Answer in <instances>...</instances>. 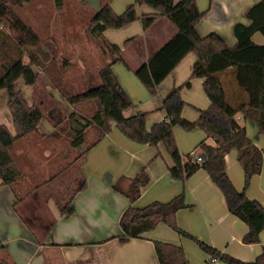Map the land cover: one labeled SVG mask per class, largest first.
Masks as SVG:
<instances>
[{
    "label": "crops",
    "instance_id": "crops-1",
    "mask_svg": "<svg viewBox=\"0 0 264 264\" xmlns=\"http://www.w3.org/2000/svg\"><path fill=\"white\" fill-rule=\"evenodd\" d=\"M0 1H5L0 7V29L7 33L15 47H20L23 62H32V68L37 73L33 85H26L24 79L19 77L15 86L22 92L26 103L36 105L43 115L37 131L28 133L7 147L23 177H27L29 183L32 180L35 182L23 195L18 193L16 185L0 184V258L15 264H159L153 240H160L181 246L187 264H212L209 255L197 248L193 241L168 230L161 223L143 233L142 237H131L126 241L118 239L121 232L119 219L129 200L120 196L114 185L117 183L127 187L132 177L144 167L149 181L141 186L140 195L133 205L142 207L152 201H168L178 195L184 186L187 207L176 213L177 224L182 230L243 261L254 260L264 250V228L259 234V242L244 243L242 236L248 226L229 212L221 190L204 169L195 171L185 184L175 181L168 171L172 161L163 143H158L156 149L148 144L131 142L113 128L111 121H92V116L100 109L98 99V106L87 100L77 105L70 104L71 109H59L55 92L67 99V96L84 91L69 94L60 84L70 78L61 75L67 63L63 53L67 55V52H71L70 64L78 65L81 61L92 65L94 59L89 54L87 38L80 41L79 36L85 35V29L91 27L90 20L101 5L108 2L113 11L119 14L134 4L138 16L154 12L153 7L135 3V0ZM258 1L196 0L198 9L205 14L196 23L195 29L200 36L214 32L233 48L237 42L233 33L234 24L240 22L249 25L245 11ZM176 32L167 17L159 16L147 29H143L141 20L137 19L121 28H107L101 35L91 36L98 50L105 51V62H110L113 54L104 47V43L116 44L121 49L123 64L134 71ZM251 39L256 44L264 45V36L259 32L253 33ZM195 60L192 52L185 55L159 84L155 94L147 93L132 76L121 74L116 77L113 65V75L125 91L132 94L126 87V84H130L132 92L136 89L139 93V107L125 109L123 114L130 116L141 111L146 113V119L150 115L152 124L162 120V99L173 87L181 86L190 77ZM219 77L229 104L236 106L246 102V93L237 83L234 67L221 71ZM100 82L101 78L95 80L94 85ZM25 90L30 92L28 99L25 98ZM180 96L186 103L181 115L190 121H195L199 110L210 105L203 90V78L200 77L192 78L188 87H182ZM8 100V91L0 89V124L16 134ZM73 114L84 121L77 119V123L85 127L80 129L82 133L76 144L73 143L76 135L72 136L74 129L76 132L79 129L75 127L76 117L73 120ZM236 120L245 128L251 142L263 151L261 171L252 175L244 189V172L234 148L225 154V171L237 190L244 189L248 198L258 200L264 208V133L259 131L256 121L243 117L241 113H237ZM68 121L73 122L66 126ZM88 128L96 133H91L82 151L80 145L85 141V130ZM173 130L182 156H186L192 148L197 149L201 141L210 145L215 143L199 127L190 132H182L176 126ZM66 133L72 134L70 139ZM157 150L159 157L152 159ZM55 156L63 165L61 169L55 174H47L44 180L37 178L36 172ZM72 167H75V172L67 190H57L54 186L59 176L68 174ZM26 172L29 174L25 175ZM81 180H85L87 185L73 194V213L65 216L59 207ZM32 195L35 197L30 198ZM217 264H220L219 260Z\"/></svg>",
    "mask_w": 264,
    "mask_h": 264
},
{
    "label": "trees",
    "instance_id": "trees-1",
    "mask_svg": "<svg viewBox=\"0 0 264 264\" xmlns=\"http://www.w3.org/2000/svg\"><path fill=\"white\" fill-rule=\"evenodd\" d=\"M5 1H0V7ZM138 4H147L154 12L137 15L134 4L129 5L122 13H116L108 2H104L90 20L91 34L101 35L107 28L118 29L128 23L140 19L143 29H147L159 16H165L174 25L177 32L145 63L134 70L139 81L151 94L157 92L159 84L173 70L179 61L188 53L196 56L190 77L181 85L173 87L162 99L160 110L164 118L146 128V113L137 111L125 116L123 111L131 106L127 94L115 79L111 65L124 63L121 49L116 44L104 43V47L112 54L110 62L99 70L101 82L84 91L67 96L63 88H59L70 104L91 99H98L100 109L92 116L95 122L113 121L118 130L130 140L157 147L163 143L172 165L168 166L170 176L182 183L198 169H204L211 180L221 190L227 208L231 214L243 221L247 232L242 236L244 243L259 242V234L264 228V208L255 199L246 196L244 189L249 185L252 175L261 171L263 151L247 137L245 128L236 120L237 113L257 122L259 131L264 133V45L256 44L251 36L259 32L264 36V0H259L245 11L250 20L249 25L237 22L233 26L236 45L231 48L216 33L200 36L196 23L205 14L198 9L196 0H135ZM10 37L0 29V89L9 93L8 107L11 112L16 134L0 124V184L13 186L21 173L11 158L7 147L15 140L37 131L42 112L36 105H28L22 92L16 88L15 81L22 77L26 85H33L37 73L32 62H23V51L13 45ZM229 67L235 68L236 80L247 96L246 102L233 106L227 101V95L219 73ZM194 77L203 78V90L210 105L199 110L195 121L182 117L181 110L185 102L180 96L182 87H188ZM88 122L86 121L85 125ZM180 126L186 130L199 127L207 137L214 140V145L201 141L197 151L203 157L202 162L193 160L189 154L182 156L173 137V127ZM79 134L73 143L79 141ZM232 148L237 150V160L244 172V189L235 188L225 171V154ZM157 150L155 157L159 156ZM149 181L145 167L132 177L127 187L117 183L114 189L129 200V205L119 219L120 241L131 237H142L146 231L163 222L183 236L193 239L200 248L219 260L220 264H264V250L254 260L243 261L212 247L194 235L182 230L176 223V213L187 207L185 193L182 190L168 201H152L145 206L136 207L133 202L140 195L141 186ZM85 180H81L70 197L60 205V212L65 216L73 213L71 205L73 194L85 188ZM159 264H187L181 246L153 240ZM0 264H15L0 258Z\"/></svg>",
    "mask_w": 264,
    "mask_h": 264
},
{
    "label": "rangeland",
    "instance_id": "rangeland-1",
    "mask_svg": "<svg viewBox=\"0 0 264 264\" xmlns=\"http://www.w3.org/2000/svg\"><path fill=\"white\" fill-rule=\"evenodd\" d=\"M91 25V24H90ZM90 29L91 28H89V27H87L86 29H85V35H80L79 37H80V41H82V39L84 38V39H86L87 38V41H88V43H87V46L90 48L89 49V54H91V56H92V59H94L93 61H91L92 62V65L91 66H89V63H88V65H87V63H82L81 61H79V64L78 65H76V64H70L69 63V60L71 59V52H67V55H65V53H63V55L64 56H66V57H63V58H65V60H66V64H64V70L62 71V74L61 75H63V76H65L67 79L69 78V80H64L63 82H64V84L63 83H60V84H62L63 86H64V90H66L69 94H73V93H76V92H79V91H82V90H85V89H87L88 87H90V86H93L94 85V81L95 80H100V77H99V74H98V70H99V68L101 67V66H103V65H105L109 60H107V62H105L104 61V59H106V56H104L103 54H105V51L104 52H102V51H99L98 50V47L96 46V42H95V40L92 38V36L91 35H93V34H91V31H90ZM93 36H96V35H93ZM108 50V49H107ZM109 51V50H108ZM110 52V51H109ZM109 56H111V55H109ZM88 61V60H87ZM75 62V61H74ZM113 65H115V67H114V73H115V76L117 77V76H120L121 74L122 75H124V76H132V78L137 82V83H139V84H141V86H143L142 88L147 92V93H150L149 92V90L139 81V79L136 77V75L134 74V71L133 70H131V69H129V68H127L123 63H121V62H116V63H114V64H112L111 65V70H112V73H113ZM75 66V67H74ZM74 73V74H73ZM73 74V75H72ZM70 75H72V76H70ZM67 76H69V77H67ZM66 78H64V79H66ZM59 79V78H58ZM62 82V81H61ZM67 82H69V84H66ZM59 84V83H58ZM120 84V83H119ZM75 85V86H74ZM121 85V84H120ZM127 86V89H129V91H130V93H132L131 95L129 94V93H127L126 91H125V89L122 87V85H121V87L123 88V90L125 91V93L127 94V96H128V98L130 99V101H131V106L130 107H128L127 109H136L137 107H139V93L137 92V90L136 89H134V91L132 92V88H131V85L130 84H126ZM27 93V94H26ZM26 94V96H25V98L26 99H28L29 98V94H30V92H28V90H25L24 91V95ZM55 99L57 100V102L59 103V106H60V110H62V109H64V110H67L68 108L69 109H71V105H70V103L68 102V100L66 99V98H64V97H62V95H60L59 93H56L55 92ZM90 102H92V103H95L96 104V106H98V100L95 98V99H92V100H90ZM91 103V106L93 107V104ZM77 105V104H76ZM71 106V107H70ZM87 106H89V105H87ZM97 108V107H96ZM86 112H87V110L86 109H84ZM93 111V110H92ZM86 115H88L89 116V113L87 112V114ZM72 119H73V117H76V120H74V123H75V127L76 128H78L79 129V131H75V129H74V131H73V133H74V135L72 136V134L71 133H66V137L68 138V139H70V137L72 136V137H74L75 135L77 136L78 134H81L82 133V130L85 128L84 126H82V124H78L77 123V119H80L79 117H78V115H75V114H73L72 116ZM81 120V119H80ZM83 123H84V121L83 120H81ZM71 122H73V121H68V124H67V122L65 123V125L67 126V125H70V123ZM112 122V124L114 125V127L113 128H115L116 130H117V132H119L120 134H122L119 130H118V128L116 127V125H115V123L113 122V121H111ZM152 122H153V120H152V118L150 117V115L147 117V119H146V122H145V126H146V128L147 129H149L150 127H151V125H152ZM176 127L177 128H179L180 130H182V132H190L191 130H186V129H184V128H182V127H180V126H177L176 125ZM174 128V127H173ZM80 129H82V130H80ZM202 132H203V130H201ZM85 136H86V138H85V141L80 145V146H82L81 148H82V151H84V149L85 148H83L84 146H85V144H88L87 143V141H88V139H89V137L91 136V133H92V135H93V133L95 134L96 132L94 131V130H92V129H86L85 130ZM121 136H123L125 139H127V140H129V141H131V142H134V141H132V140H130L129 138H127L124 134H122ZM173 137H174V139H175V142H176V144H177V147H178V149H179V146H178V142H177V137H176V135H175V132H174V130H173ZM135 143H137V142H135ZM196 145L197 144H195L194 146L196 147ZM164 146V145H163ZM154 147V146H153ZM157 147H158V145H157ZM157 147H154V148H156L157 149ZM165 148V147H164ZM81 151V150H80ZM165 151H166V149H165ZM180 151V150H179ZM193 151H197V149L196 148H192V150L190 151V152H193ZM190 152H188V154L190 153ZM166 153H167V151H166ZM181 153V152H180ZM168 154V153H167ZM169 155V154H168ZM185 155H187V154H185ZM58 156V155H57ZM57 156H55L54 158H53V160L51 161V162H47V163H45L43 166H42V168H40L37 172H36V174H35V176L37 177V178H43L42 180H44L45 179V176L48 174V176L49 175H52V174H55L58 170H60L61 169V167L63 166L62 164H60V162H59V160L60 159H57ZM152 157V156H151ZM157 157H159V156H157ZM157 157H153L152 159H154V158H157ZM151 159V160H152ZM58 162H59V164H58ZM100 162L101 163H103L104 162V160H100ZM33 164V163H32ZM32 164L30 165V166H32ZM30 169L32 170L33 169V167H30ZM20 171V170H19ZM74 172H75V167H72L71 169H70V171L68 172V174H65V175H63V174H61L60 176H59V179L56 181V183H55V186L54 187H56V189L57 190H64L65 188H66V190H67V186H68V184H69V181H70V179L72 178V176H73V174H74ZM20 173H21V171H20ZM27 174H29L28 172H26L25 173V175H27ZM27 178V177H26ZM26 178H24L23 177V175H22V173H21V176H20V178L13 184L14 186L16 185V189H17V191H18V193L20 194V195H23L24 193H26L27 192V190L30 188V186H32V184L35 182V180H32V183H29V180H27ZM175 180V179H174ZM31 181V180H30ZM175 181H178V182H180L181 184H182V182L180 181V180H175ZM185 184V183H184ZM87 185V184H86ZM183 186V185H182ZM182 190H184V193H185V189H184V186H183V188H182ZM58 192H60V191H58ZM120 196H122V197H124V198H126V196H124L122 193H120V192H118V191H116ZM35 197V195H32L30 198H34ZM128 200V199H127ZM149 203V202H148ZM148 203H146V204H148ZM145 204V205H146ZM135 206V205H134ZM161 224H162V226H164L165 228H167L168 230H173L172 228H170L168 225H166L165 223H163V222H160ZM176 223H177V221H176ZM159 224V223H158ZM157 224V225H158ZM156 225V226H157ZM178 225V224H177ZM155 226V227H156ZM154 227V228H155ZM152 230V229H151ZM173 231H175V230H173ZM175 232H177V231H175ZM178 233V232H177ZM179 235H181L180 233H178ZM181 236H183V235H181ZM183 237H185V238H187V239H189V240H191V241H193L194 243H195V246L197 247V248H199L203 253H205L201 248H200V246L197 244V242H195L193 239H191V238H189V237H186V236H183ZM185 253V252H184ZM208 255V254H207ZM207 259H208V257H207Z\"/></svg>",
    "mask_w": 264,
    "mask_h": 264
},
{
    "label": "built area",
    "instance_id": "built-area-1",
    "mask_svg": "<svg viewBox=\"0 0 264 264\" xmlns=\"http://www.w3.org/2000/svg\"><path fill=\"white\" fill-rule=\"evenodd\" d=\"M189 156H191L193 160H196L199 163L204 160L203 157L200 155V153H198L196 151L190 152ZM217 261L218 260L215 257H210L209 258V262L212 263V264H217Z\"/></svg>",
    "mask_w": 264,
    "mask_h": 264
}]
</instances>
